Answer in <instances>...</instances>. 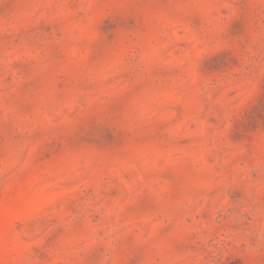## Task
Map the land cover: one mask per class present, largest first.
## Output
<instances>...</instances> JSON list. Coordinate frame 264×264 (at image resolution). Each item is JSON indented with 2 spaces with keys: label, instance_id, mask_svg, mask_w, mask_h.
Listing matches in <instances>:
<instances>
[{
  "label": "clouds",
  "instance_id": "obj_1",
  "mask_svg": "<svg viewBox=\"0 0 264 264\" xmlns=\"http://www.w3.org/2000/svg\"><path fill=\"white\" fill-rule=\"evenodd\" d=\"M205 7L0 0V205L34 154L75 201L31 217L26 231L0 221L5 264H225L228 255L264 264V0H230L219 5L226 17L198 22ZM161 11L176 24L153 15L146 29L143 18ZM41 22L53 30L42 34ZM29 43L47 63L18 74L8 52ZM145 200L151 213L141 211ZM206 206L238 209L231 245L200 249L196 217Z\"/></svg>",
  "mask_w": 264,
  "mask_h": 264
},
{
  "label": "rangeland",
  "instance_id": "obj_2",
  "mask_svg": "<svg viewBox=\"0 0 264 264\" xmlns=\"http://www.w3.org/2000/svg\"><path fill=\"white\" fill-rule=\"evenodd\" d=\"M205 2L208 7L196 12L198 22H205L208 19L214 18L217 15V12L221 18L227 16L229 12L228 7H219V5H227L230 3V0H205ZM153 15L157 18L155 22L160 25L176 24V20L173 16L161 11L159 13H149L143 18L142 23L145 25L146 29L151 28ZM41 25L42 34H47L53 30V26L50 24H43V22H41ZM238 29L239 22H231L230 30L235 33ZM163 30L165 32L170 31L169 28H164ZM177 34L179 35L180 33L178 32ZM56 35L59 36L60 33L57 32ZM253 47L259 48V44H256ZM3 55L4 53L0 51V56ZM8 55L16 57L12 67L18 70V74L30 71L36 62H39L41 65L47 63V60L43 59V54L39 52L38 49H34L30 43L26 44L23 49L17 48L15 52L9 50ZM75 55L82 54L76 52ZM30 57L36 59H29ZM52 58L53 51L49 50L48 59ZM69 58H72V54H69ZM18 111L27 115L31 112V108L28 106H20ZM0 116H2V112H0ZM247 122L246 117L242 123L233 125L231 134H226L229 142H235V138L242 134L244 124ZM259 134V129L253 130L252 138H256ZM41 155L34 154L29 167L17 177V183L8 192V206L5 207L0 205V221L6 222L9 225L14 224L17 232L26 231V225L30 223V218L44 212L46 208L67 202V207L71 209L72 204L75 203V201L69 199L67 190L62 187V184L61 186L56 185V177L47 174L45 171L46 163L41 159ZM217 156L221 157L223 156V153H217ZM237 162L240 163V167H244L245 163L252 166L251 161L244 160L242 157H235L231 163L235 164ZM121 175L125 180H128L134 175V173L129 170L127 172H122ZM251 175L255 177L256 173L254 172ZM0 179L3 178L0 177ZM115 192L116 190L113 189L109 195H115ZM88 194L94 195L91 188L88 190ZM72 195L75 194L73 193ZM239 195V192H235L232 198L238 199ZM155 209L156 205L151 201L145 200L141 202L142 212L151 213ZM237 212L238 209L235 208H229L224 211H214L213 208L207 206L205 207V210L200 212L196 219L202 222L201 236L203 239L197 241V243L202 251L208 252L209 250H215L218 247H224L225 244L231 245V241L228 237L236 231L238 227L235 215ZM186 222L190 223L191 221ZM28 243L29 241L27 237L21 235L18 247L23 248ZM43 255L44 254L41 253L40 258H43ZM10 257L11 252H5V250L0 247V264H5V259ZM225 264H244V261L240 256L228 255L225 256Z\"/></svg>",
  "mask_w": 264,
  "mask_h": 264
}]
</instances>
